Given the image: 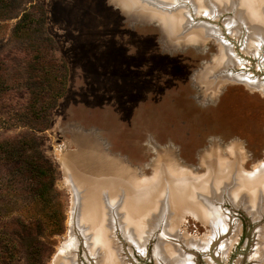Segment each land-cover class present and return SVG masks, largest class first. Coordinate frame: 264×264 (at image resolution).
<instances>
[{
  "label": "rangeland",
  "instance_id": "1",
  "mask_svg": "<svg viewBox=\"0 0 264 264\" xmlns=\"http://www.w3.org/2000/svg\"><path fill=\"white\" fill-rule=\"evenodd\" d=\"M133 1L139 10L150 8L166 17H182L184 30L164 34L156 17H128L112 0H0V142L36 136L37 147L30 148L42 153L56 170L58 195L52 209H61L65 215L63 233L51 235L50 230L42 238L48 242L45 257H30L21 246L17 264H41V260L54 264L71 238L79 244L66 254L77 250L76 263L105 264L100 248V255L87 256L83 235L76 230L80 212L75 207L74 188L79 184L78 190L87 189L92 184L81 180L80 184L78 179H90L92 174L100 178L109 170L114 174L116 168L131 172L132 179L154 180L152 185H157L154 190L158 191L151 198L157 207L148 203L132 224L134 217L127 206L121 210L125 199L132 198L127 185L118 183L116 188L99 190L104 227L119 264H164L158 257L160 247L177 250L182 259L189 257L188 264H264L263 191L255 193L253 204L243 198L246 191L238 193L241 202L235 199L230 180L223 183L221 191L205 193L208 202L231 223L216 240V230L190 203V185L183 186L188 187L184 194L190 192L183 204H171L165 213L154 210L161 207L160 194L165 187L169 197L175 194L173 180L161 171L171 161L188 171L191 183L210 187L208 178L217 165L212 161L224 159L223 169L229 167L223 172L227 176L215 177L235 179L238 190L251 176L259 178L264 169V92L252 88L264 85V26L254 29L257 22L249 18L258 10L264 22V0H206L198 11L195 0H180L182 9H157L144 0ZM25 14L36 22L21 35L15 28ZM201 28L206 31L187 36ZM185 29L189 31L185 33ZM46 70L56 72L57 89L41 96L36 87L49 85ZM236 77L239 79L233 80ZM247 79L253 84L248 86ZM49 101L54 106H47ZM230 145L236 147L235 154L226 153ZM214 149L217 155L211 154ZM85 150L89 155L83 167L71 164ZM93 156L98 161H113L108 167L91 162ZM1 158L0 208H4L12 205L8 203L9 179L19 178ZM83 171H91L90 177L83 176ZM106 195L119 204L114 213L121 227L118 224L116 229L110 220L111 208L104 202ZM173 196L176 199V194ZM25 197L13 205L16 218L43 219L49 213L37 202L23 208L29 201ZM250 205L254 207L252 215ZM159 213L161 222L152 221ZM10 217L4 221L11 232L16 221ZM133 226L142 228L140 234ZM203 241L211 244L210 250L198 246ZM164 257L166 264L171 263L170 257ZM63 258L59 257L57 264H63Z\"/></svg>",
  "mask_w": 264,
  "mask_h": 264
},
{
  "label": "bare ground",
  "instance_id": "2",
  "mask_svg": "<svg viewBox=\"0 0 264 264\" xmlns=\"http://www.w3.org/2000/svg\"><path fill=\"white\" fill-rule=\"evenodd\" d=\"M112 2L114 4H116V5H118L128 15V17H131V18L132 17H134V18L136 17V18H140L142 20H144V19H146V20H152V19H155V17H156V21H158V25L162 28V30L164 31L163 32L164 34L165 33H168V35H171L170 33L174 32L175 30L176 31H178V30L181 31L182 29L184 30V28H185L184 27L185 24H186L185 23V19L183 21L182 17H180V16H173L174 18H172L171 16L170 17H166L165 15L157 14V12H155V11L148 10L150 8H147L145 10H139L136 7V4L134 3L133 0H112ZM144 2L145 3H148V5L150 7H154V5L157 6L158 7L157 9H160V8L164 9V6L168 7L167 9L175 8L177 6L180 9L183 8V7H181V6L178 5V3H180V0H144ZM162 2H165V3H162ZM173 2H174V4H173ZM205 2H207V1L206 0H195V3H196L195 6H197V11L199 10V8L201 9V8H203L205 6V4H206ZM180 11L183 12V10H180ZM249 18L250 19H255L254 21L257 22L255 25H253L254 29H259V28L260 29H263V27H262V26H264V22L262 21V18L263 17H262V15L261 16L259 15V11L258 10L255 11V13H251L249 15ZM258 22H259V24L261 26H259ZM189 27H190V25H188V28L187 29L190 30L191 28H189ZM251 29H252V27H251ZM189 30H186L185 29L184 32L186 33ZM200 30L206 31L203 28L196 29V30L194 29L192 32H188L187 36L190 35V33H191V35H192V33H194V35H196L197 33H199L198 31H200ZM235 79L238 80L239 77L238 78L237 77L236 78H233V80H235ZM248 79L246 80V82H245V80H243V81L246 84H248V86L249 85H252L253 84V83H251L252 81H250ZM252 88H255V89H258V90L264 92V85H262L260 87L259 86H252ZM86 150H85V152L81 151L79 153V156H76L75 157L76 161L70 160V161H72L71 164H74V166H76V167L77 166L80 167V168L83 167V164L85 163L86 158H87L86 155L87 156L89 155V153ZM217 151L218 150L214 149L213 150V153H211V154H213V155L216 154L217 155ZM235 152H237V149H236V147L234 145H230L228 148H226V153L235 154ZM98 156H100L99 153H98ZM94 158L95 159L91 160V162H94L96 164H101L103 162L108 167L110 166L109 165L110 164V160H112V159H109V161H108V159H105V161L107 162L106 163L104 161V159H102L100 157L99 158L101 159V161H98V158H96V157H94ZM219 158H220V156H219ZM89 159H90V157L87 160H89ZM222 160H224V159H220L221 162L219 160L217 162L216 159L212 161V164H213V162H215V163H217V165H215V168H216L215 169V172L214 173H211L212 177L210 175V178H208V179L212 180L211 184H209L210 187H207L206 185H203V183H201V182L198 183V184H196L197 182L194 183L196 185H194L193 183H191L190 181H192V180L191 179H188L189 178V176L187 175V172L188 171L185 170V168L181 167L179 164H177L176 161L175 162L174 161H171L167 166L165 165L164 167H162L161 168V171H162V173L163 172L165 173L164 176L170 177L173 180L171 183L174 184V186H175V190L174 191H175V194H176V199H174V196L173 195H175V194H174L173 191H172L173 193H171V196H172V199H171V196L169 197V194H170V192L168 191L169 188L167 189V187H165V188L163 187L165 191L163 192V194H160V197L162 198V200H161V207L158 206V208L157 209L155 208L154 210L159 211L160 213H163V212L165 213V210L164 209L170 208L171 207V204L174 205V206H176L177 204L178 205L179 204H183L185 202L184 201L185 200V197H184L185 194H187V193H188V195L190 194V192H187V193L184 194V192L187 190L188 187H186V189H183V186L184 185H186V186L190 185V186H192V189H190V191L193 192L192 193L193 194V196H192L193 197V200L191 202L190 201L189 202L193 205L192 207L194 208V210L196 212H198L200 215L202 214V215L205 216V218L207 219V221L210 223L211 227H213L214 232L216 230L215 235L213 236L214 237L213 239L216 240V238H220L223 235L224 231L227 230V229H229V226L231 227V223L228 224L226 222V220H225L227 217L225 216L226 218H223L222 217L223 215L221 216V213L222 212L220 213L219 210L213 206L214 204L212 205V203L210 204L208 202L209 201L208 199L210 197L207 196L205 193L209 191L208 193L213 194L216 191V189H217V191H219V190L221 191L222 190L221 189V186H223V183H225L228 180L232 181V184L231 185L233 186V189H235V191H236L233 194V196L235 197V199H237V201H240L238 199V193H239V191L240 192L241 191L242 192L243 191L244 192L246 191V193L244 194L243 198L246 201L249 200V203L250 204H253L254 199H255L254 198V195H255V193L258 190H260V192L261 191L264 192V169H262L259 172V174H260L259 178L255 179V178H253V176H251L250 177L251 179H249V178L247 179V181L245 183V187L244 188H241V189L239 188L240 190H238V189L235 188V184H236L235 179H228V178L220 179V177L219 178L218 177H215V174H216V176H219L220 175L221 177H223V175L224 176H227L223 172H226V170L228 171L229 167H227L224 170L223 169L224 164H223ZM166 161H167V159H166ZM226 162L230 166V163L228 161H226ZM116 171L117 172H115L114 174H112V172L110 170H109V173H105V174L102 173V175H101L100 178L97 175H95V174H92V176L90 177V175H91L90 172L91 171H88V172L87 171H83V173H84L83 176H85V177L88 176V177H90V179H78L79 182H80V184H81V181H84V182L87 181V182H90L92 184V186L91 187H88L87 189H84L85 188L84 187V188H82L83 190H78V187L79 186L81 187V185L77 184V187L74 188V194L76 195L75 196V201H76V206L75 207H76V210L78 209L79 212H80L79 218H76L77 219V224L75 222L76 227H78V228H76V230L78 229L79 234L80 235H83V238H84L83 244H84L85 248H87L86 250L88 251V254H89L87 256H89L91 259L95 258V256L98 254L97 249L100 248V249L103 250V253L105 254V262H106L105 264H119V262H118V260L115 257L114 249L110 245L112 238L111 237L109 238V236L107 235V230L104 227V221H105V219H104L105 217L104 216L105 215L103 216V206H102V203L100 201V197H99V193H98L99 190L100 189L103 190L104 188H107V187H109V188L110 187H112V188L115 187L116 188L117 187L116 185L118 183H121L124 186L127 185V188H129L131 190L132 198H131V201L130 200L128 201V199L127 200L125 199L124 204L121 205L122 206V209L121 210H123V208L127 206L128 212H131L133 217L134 216H137V215H140L139 214L140 211L142 213L144 211L143 209L145 207H148V203H151L149 205H153L155 203L154 202L155 200H154V198H153V200L151 198H152V196L156 192H158L157 190H154V189H156L157 185H152L154 183L153 182L154 180H151L150 179V181H149V179H148V181H147V180H144V179H132V177L130 176L131 175L130 174L131 172H129L128 170H125L124 169V171H123L121 168H116ZM126 177H129V179H126ZM92 179H103V182L102 183H94ZM138 184H140L142 186L145 185V186L144 187H141V188H139V186L136 187V185H138ZM239 187H242L241 184H239ZM163 188H161V190ZM168 192H169V194H168ZM102 194H104V193H102ZM105 194H107V193H105ZM197 196H201V198H199L201 200L197 201L196 203H192L196 199ZM106 198H107V200H106ZM119 201H120V199H119ZM104 202H107V204L111 208V212H112V216L111 217L112 218L110 220H111V224H113V228H115V226H117L118 224L121 227L120 222H118V220L116 219L117 215L115 214L117 211H119V208L116 209L117 208V205H119V204L116 205V201L114 203L111 202V199L108 198V195L105 196ZM187 202H188V200H187ZM210 202H212V201H210ZM244 204H246V203H244ZM245 206H248V204H246ZM153 207H157V206L156 205H153ZM249 209H250L249 210V213L250 214L253 213V211H254L253 205H250V208ZM148 210L149 209H147L146 211H148ZM160 213L158 215H156V217L158 216L159 219L155 217L156 219L153 218L152 221L158 220L159 222H161L160 220L163 219V218H162V214H160ZM164 221H166V220H164ZM131 222H132V224L133 223L136 224L135 217H134V219ZM138 222H140V221H138ZM89 230L92 231L91 232L92 233L91 236H88L89 235V233H88ZM132 230H135V232L139 233V232H141L142 228L141 229H137L136 227L133 226L132 227ZM225 235L227 236V234H225ZM234 235H235V233H234ZM129 236H131V235H129ZM218 236H220V237H218ZM141 238L144 239L142 237V235H140V239ZM134 240L135 239L133 238V241ZM136 241L137 240H135V242ZM77 244H79V242H77V240L71 238L70 241L67 242L62 247V251L57 255V257L55 259L56 261H55L54 264H57V260L61 256H64V258L62 260V261H64L63 264H80L79 262L76 263V259H78V255L76 253L77 250H76V252L74 251L72 253V255H70V256L68 254H66V253H68L67 251H69L70 249H72V250H74L75 248L77 249V247H78ZM213 244H215V243H213ZM201 245L204 248H206L207 251H208V249L210 250V248H211L210 247L211 244L207 245V243H204V241L202 242V244L199 243L198 246H201ZM223 245H225V244H223ZM223 245H221L219 247L220 250L224 247ZM124 254H126V253H124ZM98 255H100V254H98ZM262 255H261L262 256L261 259H264V251H263V254ZM71 256H72V258H71ZM159 256L161 257L160 259L163 260V263L164 264H166V262H168L165 259L164 256L170 257V261L172 260L171 263H169V264H185L186 262H187V264L188 263H191L190 260H189L190 258L187 257V256H184L186 258L183 257V259H182L180 252H178L177 250H175V252H171L170 249L168 250V249H165V248L163 249V248L160 247L158 249V257ZM156 257H157V255H156ZM97 259H99V256L96 258V261H97ZM255 259H257V258L255 257ZM96 264H97V262H96Z\"/></svg>",
  "mask_w": 264,
  "mask_h": 264
},
{
  "label": "trees",
  "instance_id": "3",
  "mask_svg": "<svg viewBox=\"0 0 264 264\" xmlns=\"http://www.w3.org/2000/svg\"><path fill=\"white\" fill-rule=\"evenodd\" d=\"M35 22L25 14L17 24L15 31L21 35L25 32L28 33V27L31 28ZM45 73L49 85L36 87L39 88L41 96L57 89L56 72L46 70ZM43 98L48 99L46 96ZM54 104L49 101L47 106H54ZM35 131L38 130L35 129ZM37 140L36 136L26 135L0 142L1 159L9 163L14 174L19 178L9 179L10 197L8 203L12 204L11 207L0 208V264H17L18 248H21V246H24L23 250L30 257L36 255L43 259L48 243L42 241L43 236L50 230L49 234L51 235L62 234L64 231L65 215L61 209L53 210L51 205L58 195L55 189L56 170L42 153H37L30 148L32 146L37 147ZM25 195V198H28L29 201L25 203L26 205L23 208H28L30 203L37 202L44 208L49 209V213H46L47 215L45 214L46 216L43 218L44 220H21L16 218L17 209L13 205H16ZM8 216L16 221V228L11 232L6 229L8 222L4 221ZM42 261L41 264H43Z\"/></svg>",
  "mask_w": 264,
  "mask_h": 264
}]
</instances>
